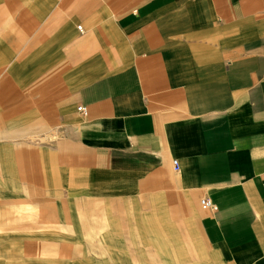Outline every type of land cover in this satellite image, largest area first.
<instances>
[{
	"label": "crops",
	"instance_id": "crops-1",
	"mask_svg": "<svg viewBox=\"0 0 264 264\" xmlns=\"http://www.w3.org/2000/svg\"><path fill=\"white\" fill-rule=\"evenodd\" d=\"M77 8L83 46L49 148L61 191L126 202L147 224L140 208L154 201L163 216L173 198L219 264H264V0ZM52 95L48 86L43 99Z\"/></svg>",
	"mask_w": 264,
	"mask_h": 264
},
{
	"label": "rangeland",
	"instance_id": "rangeland-1",
	"mask_svg": "<svg viewBox=\"0 0 264 264\" xmlns=\"http://www.w3.org/2000/svg\"><path fill=\"white\" fill-rule=\"evenodd\" d=\"M78 2L0 0V264H219L194 211L173 198L163 216L154 201L140 208L147 224L126 202L61 191L49 148L83 46Z\"/></svg>",
	"mask_w": 264,
	"mask_h": 264
},
{
	"label": "built area",
	"instance_id": "built-area-1",
	"mask_svg": "<svg viewBox=\"0 0 264 264\" xmlns=\"http://www.w3.org/2000/svg\"><path fill=\"white\" fill-rule=\"evenodd\" d=\"M77 29L79 31H82L81 30V26H78ZM78 111L82 114V115H85L86 114V108L85 106H78L77 107ZM172 166H173V169L174 170H178V162L176 159H173L172 160ZM200 206L201 208L203 209H206V210H210V211H214L215 210V205L212 203V201L207 198V197H203L200 199Z\"/></svg>",
	"mask_w": 264,
	"mask_h": 264
}]
</instances>
